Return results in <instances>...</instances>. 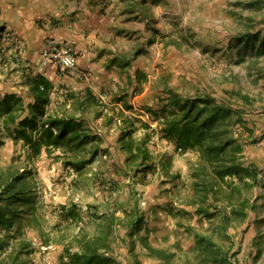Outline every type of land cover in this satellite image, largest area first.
I'll use <instances>...</instances> for the list:
<instances>
[{"label":"rangeland","instance_id":"1","mask_svg":"<svg viewBox=\"0 0 264 264\" xmlns=\"http://www.w3.org/2000/svg\"><path fill=\"white\" fill-rule=\"evenodd\" d=\"M159 1L160 39L159 49L156 48L159 51L137 50L129 59L134 60V65L138 67L139 61L142 62L146 71L137 74L146 77L143 82H148L150 73L160 79L156 80L157 98L151 104L144 102L143 98L141 101L137 99L135 103L141 110H136L132 98L143 90L144 83L140 81L132 91L120 94L126 95V100L132 105L127 109L123 104L120 109L141 117L151 125L148 147L158 164L153 161V165H156L148 168L145 176L138 172L141 169L138 163L137 168L118 169L116 165H124L121 163V153L104 149L109 147L105 141H114L121 132L111 139L104 135L103 148L79 170L56 157L61 150L48 153L44 148L41 154L34 155L23 140L5 137L0 128V169L11 166L17 173L25 169L29 172L27 202L14 203L19 217L10 231L12 243L16 244L21 237L33 242L31 252L22 255V263L60 264L61 255H67L66 248L71 251L78 249L76 236L81 235L83 229L89 235L99 233V226L105 224L108 217L105 213L117 206L119 220L110 236L108 253L116 257L118 264H167L150 256L146 243L175 251L176 256L170 264H183L189 259L197 262L199 255L195 249L194 232L212 234L223 249L230 251L231 259L237 264H264V184L241 187L242 196L249 197L255 205L248 206L245 218L234 219L227 227L220 211H230L231 207L223 191L219 192L217 200L213 201L211 195L206 202V205H211L214 217L198 213L196 206L190 205L187 200L193 193V171L199 154L193 150H175L173 143L160 136V124L146 108L154 107L157 100L166 95L169 87L189 95L211 93L218 99L230 100L234 106L244 108V117L249 120L244 132H252V135L247 137L245 134L242 138L237 128H233L243 143L241 160L245 165L260 170L262 177L264 1L262 4L253 3L255 0ZM251 31L255 32L251 38L243 36ZM51 39L59 46L74 48L78 52L77 59L80 49L75 43H61L52 36L47 37L41 47L43 59L44 50ZM25 47V39L18 33L7 29L0 33V98L7 92H17L27 100L31 99L29 89L24 84L25 77L41 70L36 71L31 64H26ZM9 48L14 51H9ZM116 60L114 57L111 65ZM47 62L54 64L50 59ZM129 62H125L126 65ZM54 65L62 80L56 83L59 89L54 97L58 102L67 94L65 88L69 77H82L91 82L95 76L91 68L77 66L76 62L74 69L64 71ZM129 79L136 82L132 75ZM234 89L249 95L253 103L248 104L243 97L231 93ZM111 100L114 105L113 98ZM102 103L106 105L103 111L110 108L109 103ZM86 113L96 132L102 134L101 126L97 128L95 125L103 112L95 114L87 110ZM112 114L115 116L111 125L124 124L114 111ZM144 133V129H138L136 138L143 137ZM168 159L171 162L166 169L162 163ZM231 179L236 180L234 177ZM135 202L144 218L141 229L131 234L122 221L126 219L127 209L130 210ZM1 203L5 204L4 201ZM61 204L77 205L82 216L77 221L64 219ZM6 232L8 230L0 226V236L3 237ZM9 252L11 248L2 251L0 258H5ZM65 261H69L68 255Z\"/></svg>","mask_w":264,"mask_h":264},{"label":"trees","instance_id":"2","mask_svg":"<svg viewBox=\"0 0 264 264\" xmlns=\"http://www.w3.org/2000/svg\"><path fill=\"white\" fill-rule=\"evenodd\" d=\"M263 1L255 0L253 3L262 4ZM137 79L143 82L146 77L139 73ZM24 84L29 89L30 100L17 92H7L0 98V128L4 136L15 141L23 140L30 146L34 155L41 154L44 148L48 153L59 149L61 154L56 157L63 159L66 165H74L81 170L88 160H92L103 148V135L96 132L85 116L77 117L75 113L70 112L54 114L49 111L55 84L44 73L27 75ZM230 92L243 97L248 104L253 103V99L240 90L234 89ZM125 96L119 95L114 99L123 101L127 109H130L132 105ZM66 97L72 100L74 110H95L96 114H101L105 107L91 90L85 97L74 90L68 91ZM146 108L159 122L160 136L173 143L175 150L181 148L183 152L193 150L199 154L193 171L194 189L187 202L196 206L198 213L212 218L214 215L210 210L211 205H206V202L211 195L213 201L217 200L219 192L223 191V196L231 207L230 211H220L225 226H229L234 219L245 218L248 206H254L255 203L251 202L249 197L242 196L241 187L264 184V170L261 177L260 170L245 165L241 160L244 147L233 128L237 123L244 121V108L234 106L230 100L218 99L211 93L189 95L174 89H168L166 95L160 97L154 107ZM114 111L116 114V109ZM117 113L116 115L123 119L125 129L121 131L114 146L119 153L126 154V157L124 165L115 167H126L129 170L139 166L141 169L138 172L145 176L147 169L157 163L148 147L151 125L141 117L128 115L123 110ZM114 116L111 114L107 118L108 124L113 122ZM138 129L145 130L143 137L139 139L136 138ZM104 149L113 152L109 147ZM153 161L156 162L154 165ZM170 162L171 159L164 160L163 163L161 160L166 169ZM28 175L26 169L20 173L11 166L0 169V226L8 230L3 237L0 236V253L11 248L5 258H0V264H28L22 263L21 259L23 254L31 252L32 240L21 237L15 244L11 242L10 237L11 227L19 217L14 203L27 202ZM3 201L5 204L1 203ZM117 209L115 206L111 212L105 213L108 217L104 221L105 224L99 226V233L89 235L83 229L81 235L76 236L78 249L71 251L66 248L69 261H65L67 255L62 254L60 264H118L116 257L108 253L110 236L115 230L116 221L119 220ZM61 212L63 218L70 221H77L82 216L74 204H61ZM125 218L122 223L126 224L131 234L141 229L144 216L136 202L130 210L127 209ZM194 234L199 260L192 262L189 259L183 264H237L231 259L230 251L223 249L212 234ZM146 245L150 256L167 264L176 256L175 251L150 243Z\"/></svg>","mask_w":264,"mask_h":264},{"label":"crops","instance_id":"3","mask_svg":"<svg viewBox=\"0 0 264 264\" xmlns=\"http://www.w3.org/2000/svg\"><path fill=\"white\" fill-rule=\"evenodd\" d=\"M159 3V0H0V33L7 29L21 35L26 42V64H31V68L35 67L36 71H43L42 73L53 80L55 89L49 106L51 113L70 112L75 113L77 117H86V112L73 109L72 100L66 99L67 94L61 101L55 100V91L59 89L56 83L62 80L55 65L43 59L40 52L47 37H55L61 43H75L80 49L76 59L77 66L91 68L95 76L93 75L91 82L82 77H69L65 90H74L83 97L91 90L100 102L109 103L110 108L103 111L95 126L98 128L100 125L102 135L111 139L125 129L123 123L114 126L106 121L103 125L112 111H120V108H123V101L118 102L114 98L126 91H132L139 85V80L135 78L137 72L146 71L141 61L138 67L134 65V60H129L130 56L137 50L159 51L156 50L159 49L160 39ZM254 35L255 32L251 31L243 36L251 38ZM173 42L175 43V40ZM8 50L14 51L12 48ZM114 57L117 60L111 65ZM128 61L130 62L126 65ZM131 75L136 82H131ZM156 78L152 73L148 74V82H143V90L132 98L136 110H141L135 103L137 99L141 101L143 98L144 102L149 104L156 100V80L160 81ZM112 98L114 105L111 103ZM91 113L96 114L95 110ZM248 121V118L244 117V121L235 126L240 137L245 136L244 130ZM246 135L249 137L252 132ZM116 140L115 138L114 141H105V144L117 150L114 146ZM124 157L121 152V163L124 162Z\"/></svg>","mask_w":264,"mask_h":264},{"label":"built area","instance_id":"4","mask_svg":"<svg viewBox=\"0 0 264 264\" xmlns=\"http://www.w3.org/2000/svg\"><path fill=\"white\" fill-rule=\"evenodd\" d=\"M44 58L47 61L50 59L61 70L74 69L76 62L77 51L72 47H62L58 43L51 39L48 47L44 50Z\"/></svg>","mask_w":264,"mask_h":264}]
</instances>
